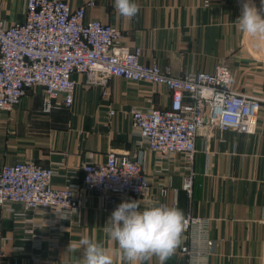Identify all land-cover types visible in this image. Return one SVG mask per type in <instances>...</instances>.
<instances>
[{
  "label": "crops",
  "instance_id": "obj_1",
  "mask_svg": "<svg viewBox=\"0 0 264 264\" xmlns=\"http://www.w3.org/2000/svg\"><path fill=\"white\" fill-rule=\"evenodd\" d=\"M66 1L78 7L91 0ZM94 1L87 19L120 30L121 43L141 48L145 64L168 68L175 77L213 72L225 64L232 70L235 91L264 99V37L243 35L234 24L243 0H135L140 10L131 20L117 13L114 0ZM251 2L261 8V0ZM25 12V0H0V20L7 24L22 22ZM75 80L71 109L43 115L42 89L37 87L12 112L0 113V168L28 161L55 167L60 174L53 185L64 188L82 185L84 163H105L112 152L128 156L141 162L152 183L150 194L137 200L141 209L159 203L178 207L185 217L210 220L215 244L211 251L203 246L208 254L203 264H264V104L254 134L200 129L190 197L183 189L190 167L184 158L161 159L139 147L132 128V112L170 106V90L117 77L101 86L86 85L79 74ZM77 197L80 209L61 226L20 204L0 207V264H81L78 242L84 238L104 242L114 264H126L102 228L120 203L132 199L112 205L83 189ZM187 245L184 230L165 264H191L182 253ZM143 264L159 261L152 257Z\"/></svg>",
  "mask_w": 264,
  "mask_h": 264
},
{
  "label": "built area",
  "instance_id": "obj_2",
  "mask_svg": "<svg viewBox=\"0 0 264 264\" xmlns=\"http://www.w3.org/2000/svg\"><path fill=\"white\" fill-rule=\"evenodd\" d=\"M22 22L0 20V113L19 107L28 94L42 89L43 115L71 109L78 83L85 77L89 86L104 85L117 77L130 82L164 85L172 93L164 109H135L132 128L141 148L170 159L180 155L190 166L183 189L191 197L194 190L196 139L200 129H218L254 134L264 99L247 96L232 88V70L220 64L213 72H190L175 77L168 68L143 62V50L121 43L122 33L99 20H88L87 10L96 5L72 7L66 0H25ZM81 186L55 188L59 176L55 167L21 162L0 168V207L15 204L61 226L80 209L79 189L93 192L108 204L121 198L140 200L152 191V183L140 161L110 153L105 163L86 162ZM165 194L166 191L163 190ZM19 215V214H18ZM24 216L23 214L19 215ZM190 245L182 253L191 264H203L214 247L211 222L185 217Z\"/></svg>",
  "mask_w": 264,
  "mask_h": 264
},
{
  "label": "clouds",
  "instance_id": "obj_3",
  "mask_svg": "<svg viewBox=\"0 0 264 264\" xmlns=\"http://www.w3.org/2000/svg\"><path fill=\"white\" fill-rule=\"evenodd\" d=\"M114 8L128 20L140 10L135 0H114ZM234 24L243 35L264 37V0L260 9L251 0H243ZM184 228L185 214L178 207L157 203L141 209L140 201L131 200L116 207L102 230L106 239L118 246L126 264H143L152 257L165 264L180 244ZM78 248L83 250L81 264H114L102 241L84 238Z\"/></svg>",
  "mask_w": 264,
  "mask_h": 264
}]
</instances>
